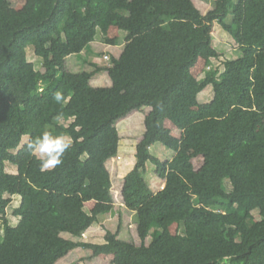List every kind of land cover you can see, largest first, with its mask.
I'll return each instance as SVG.
<instances>
[{"label":"trees","instance_id":"1","mask_svg":"<svg viewBox=\"0 0 264 264\" xmlns=\"http://www.w3.org/2000/svg\"><path fill=\"white\" fill-rule=\"evenodd\" d=\"M4 1L0 264H54L80 247L92 251L90 258L113 254L114 264H264V0H213L207 14L194 0H26L19 12H5ZM215 21L242 55L224 59L222 72L209 67L200 81L193 73L200 58L220 57ZM112 27L125 32V41L109 66L67 68V59L88 50L99 31L104 42L117 44ZM29 46L42 59L40 69ZM102 70L111 86L93 85ZM210 84L214 98L202 103L199 94ZM146 107L145 133L122 189L126 210L138 216L141 243L120 238L122 218L117 231L106 230L104 243L76 240L115 209L107 164L120 155L118 121ZM45 131L73 143L62 165L42 171L26 146ZM157 142L175 156L154 155ZM148 162L163 189L151 188ZM16 195L20 221L12 225L7 210ZM173 224L184 251L168 241Z\"/></svg>","mask_w":264,"mask_h":264},{"label":"rangeland","instance_id":"2","mask_svg":"<svg viewBox=\"0 0 264 264\" xmlns=\"http://www.w3.org/2000/svg\"><path fill=\"white\" fill-rule=\"evenodd\" d=\"M198 8L204 13L207 14L210 9H212V1L213 0H194ZM26 3V0H5L2 8L5 12H19L23 9L24 5ZM228 22L232 21V15L228 16ZM118 29V28H117ZM193 29V25H188L186 27L187 31H191ZM115 32H112L111 36L114 35ZM118 34L119 37L116 40L118 42L119 47H115L114 45H110L108 47V50L110 53H113L114 55H119L122 47H123V42L125 41V32L122 30L118 29ZM101 32H98V35L96 37V42L92 43L90 48L86 50V53L88 51H91L93 49L95 50H100V48H103L102 42H101ZM212 35H213V45L216 47V49L219 51L220 57L218 59L215 58H200L201 61L199 60V63H197L193 69V72L195 76L200 80L204 81L206 77V71L209 69V67H212L214 69H219L221 72L224 70V65H223V60L226 58H231L235 59L241 56V52L239 49V46L236 44L232 36L225 31L221 25L215 21L213 28H212ZM110 37V35H109ZM28 52V57L31 61H35L36 67L40 69L42 67V59L34 53V48L33 46H29L27 48ZM106 54V53H104ZM107 55V54H106ZM100 57H103L102 53H99ZM109 60L111 62V55H107ZM79 55H74L71 57L68 61H70L69 65L67 68L72 69L73 72L75 71H86V70H91L94 68V65H90L88 63V59L86 57V54L83 53L82 57L83 60L79 62L78 64L76 63ZM106 57V56H105ZM86 58V59H85ZM204 59V60H203ZM102 77V81H97L96 79H99ZM92 83L94 86H111L112 85V80L106 70H102L98 72L92 79ZM214 98V87L213 85H208L200 94H199V101L202 103H206ZM149 107L144 108L143 110L146 111ZM144 111H136L139 117H142V113ZM136 120V126L134 127V124L131 125V118L125 117L121 120L118 121V128L121 134V147H120V153L122 154V160H117L115 161L120 164L122 167H124V170L122 173L124 176L133 168V165L136 161L134 153L136 150V141H140L141 137L143 138L144 133H145V118L141 119H135ZM169 127L173 128V125L171 122L167 123ZM174 134L179 135L180 130L174 128ZM71 142L72 139L71 137H68ZM123 138V139H122ZM28 137L26 136L24 138L25 141H27ZM138 141V142H139ZM73 143V142H72ZM128 145V147H126ZM152 153L156 155L158 158H160L163 161L171 160L174 155L176 154L175 151L167 148L164 146L161 142H157L153 148H152ZM134 155V156H133ZM201 157L194 158V162L196 167L201 166ZM115 163V162H114ZM155 165L151 162H148V172L146 174V178L149 181V183L152 185V187L155 190H161L163 189L164 180L159 179L157 175L155 174ZM129 170V171H128ZM8 171L10 172H17L16 166H14L11 163H8ZM113 172L114 169H112ZM113 179V178H112ZM156 180H158V183H155ZM113 192L115 195L116 199V204H115V209L111 212L108 213L107 215H103L102 218H100V222L92 229V234L93 238L91 237L90 234H86L85 237L81 238H76V240H82V241H88L92 243H104L105 242V234L106 230L110 229L113 232L118 230L119 223H120V218H122V230L120 232V238L128 240L130 238L134 239L138 244L141 243V240L138 236L137 232V218L138 216L135 215V213H129L126 210V207L123 203V196H122V189H123V184L124 180L121 177H116L113 182ZM162 183V184H161ZM228 189H230L229 182L225 184ZM20 204V197L15 196L12 204L8 207L7 210V217L9 221L11 222L12 225H18L20 218L14 215V209ZM92 202L87 203V210L89 207H91ZM94 205V204H93ZM259 212L260 209L257 208L254 210V214L256 215V218H259ZM96 231V232H93ZM64 237H70L71 235L68 233L63 234ZM91 237V238H90ZM151 237L149 236L147 239V244L150 243ZM89 238L90 240H86ZM84 239V240H83ZM168 241L179 250L184 251L187 248V243L184 242L180 238V232L178 229L177 224H173L171 226V236L168 238ZM92 254V251L90 249H77L74 250L71 254L67 255L66 257L62 258L61 260H57L58 262L55 264H114V255L113 254H102L99 256H96L94 258H90V255Z\"/></svg>","mask_w":264,"mask_h":264},{"label":"clouds","instance_id":"3","mask_svg":"<svg viewBox=\"0 0 264 264\" xmlns=\"http://www.w3.org/2000/svg\"><path fill=\"white\" fill-rule=\"evenodd\" d=\"M63 99V93L59 91L55 93L54 100L57 103L62 102ZM71 146L72 142L68 137L45 131L26 147L29 153L38 157L41 170L47 171L63 164V156Z\"/></svg>","mask_w":264,"mask_h":264},{"label":"crops","instance_id":"4","mask_svg":"<svg viewBox=\"0 0 264 264\" xmlns=\"http://www.w3.org/2000/svg\"><path fill=\"white\" fill-rule=\"evenodd\" d=\"M187 31V30H186ZM112 32H115V34L114 35H112L111 36V34H112ZM109 35H110V37L111 38H118L119 37V34H118V29L116 28V27H112L111 29H110V31H109ZM96 41H94L93 43H95ZM101 42H102V44L104 45L103 46V48H100V50L98 51V50H95V49H93V50H91V51H88L87 53H86V50H84L83 52H81L80 54H75V55H79L80 57H78V59H77V61H76V63L78 64L79 62H81L82 60H83V58L84 57H82V54L83 53H85L86 54V57H87V59H88V63L90 64V65H100V66H109L110 65V61H107V60H109V59H106V54L107 55H114L113 53H110L109 52V50H108V47L110 46V45H114L115 47H119V45H118V42H117V44H107L106 42H104V40H103V36L101 37ZM124 43V42H123ZM122 49H123V47H122ZM121 52H122V50H121ZM121 52H120V54H121ZM99 53H102V55H103V57H100L99 56ZM104 53H106V54H104ZM119 54V55H120ZM119 55H117V57L119 56ZM241 55H242V53H241ZM74 55H72V56H70L68 59H67V66L69 65V63H70V61H68L71 57H73ZM114 56H116V55H114ZM86 59V58H85ZM204 60V59H203ZM200 61H201V59H200ZM198 63H199V61H198ZM69 70H71L72 71V69H70V68H68ZM194 69V68H193ZM194 73V72H193ZM98 82L99 81H102L103 79H102V77H100L99 79H96ZM211 101V100H210ZM147 108V107H146ZM142 111H144V110H142ZM151 111V108H148L146 111H144L142 114V117H139L138 116V114H136L137 112L136 111H133L132 113H130L128 116H126V117H129V118H131V120H132V122H131V125H133L134 124V127L136 126V118L137 119H143V118H145L146 117V115L149 113ZM120 136H121V134H120ZM123 139V138H122ZM141 139H142V137H141ZM140 139V140H141ZM139 141V140H138ZM138 141H136V145H137V143H138ZM154 146V145H153ZM153 146L151 147V150H152V148H153ZM121 147V146H120ZM126 147H128V145H126ZM135 152L134 153H136V150H134ZM120 156H122V154L120 153ZM134 156V155H133ZM175 156V155H174ZM123 158V157H122ZM135 158H136V156H135ZM115 159H117V158H112V159H110L109 161H108V164H107V166H108V168H109V170L111 171V174H112V178H113V182H114V180H115V176L116 177H121V178H123V180H124V174L122 173V171L124 170V167H122L120 164H118L116 161H115ZM118 160V159H117ZM122 160V159H121ZM115 162V163H114ZM135 164V163H134ZM134 166V165H133ZM112 169H114V171L115 172H113L112 171ZM129 171V170H128ZM149 182V181H148ZM155 183H158V180H156V182ZM114 184V183H113ZM150 184V183H149ZM162 184V183H161ZM164 185L163 186H165V181H164V183H163ZM150 186H151V188L153 189V190H155L153 187H152V185L150 184ZM164 188V187H163ZM155 191H157V190H155ZM15 197V196H14ZM21 200V199H20ZM90 202H92V201H90ZM89 203V202H88ZM93 204H95V201H93ZM93 204H91V207H89V209H88V211L94 206ZM86 206H87V204H86ZM87 208V207H86ZM111 213V212H110ZM107 215V214H106ZM100 218H102V216L100 217ZM99 222H100V220H99ZM98 222V223H99ZM97 223V224H98ZM97 224H95L94 226H92L90 229H88L87 230V234H92V229H94V227H96V225ZM93 232H96V231H93ZM93 234H95V233H93ZM92 234V235H93ZM91 235V237L93 238V236ZM90 237V238H91ZM76 239V238H75ZM78 239V238H77ZM84 240V239H83ZM86 240H90L89 238H87ZM77 249H83V247H80V248H76V249H73V250H71L68 254H66V255H64L63 257H61V258H59L58 259V261L59 260H61L62 258H64V257H66L67 255H69V254H71L74 250H77ZM58 261H56L55 263H57ZM54 263V264H55Z\"/></svg>","mask_w":264,"mask_h":264},{"label":"built area","instance_id":"5","mask_svg":"<svg viewBox=\"0 0 264 264\" xmlns=\"http://www.w3.org/2000/svg\"><path fill=\"white\" fill-rule=\"evenodd\" d=\"M107 58H108V56L106 55V59H107ZM117 159H118V160H121V159H122V156L119 155V156L117 157ZM85 236H86V234L83 235V237H85Z\"/></svg>","mask_w":264,"mask_h":264}]
</instances>
